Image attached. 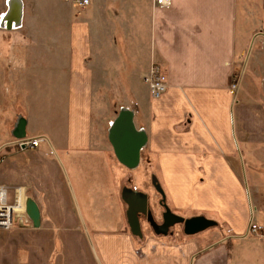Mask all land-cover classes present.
<instances>
[{"label": "crops", "instance_id": "1", "mask_svg": "<svg viewBox=\"0 0 264 264\" xmlns=\"http://www.w3.org/2000/svg\"><path fill=\"white\" fill-rule=\"evenodd\" d=\"M20 1L22 22L31 6L26 21L41 26L12 36L34 61L27 72L63 69L69 95L64 125L53 123L38 148L16 149L0 163V187L27 188L40 213L37 229L30 221L14 227L28 235L13 239L8 256L21 264H264V0H171L168 8L154 0H88L83 8ZM2 57L0 72L14 73ZM153 65L166 78L157 100L143 81ZM119 89L127 102L116 111L101 91ZM122 108L146 136L134 169L119 163L108 139ZM108 112L103 132L95 120ZM20 119L30 138L19 114L10 145ZM144 171L173 214L217 226L156 235L140 216L141 237L132 235L124 188L146 195L156 222L163 212L153 187V194L139 187ZM250 225L260 229L252 233Z\"/></svg>", "mask_w": 264, "mask_h": 264}, {"label": "rangeland", "instance_id": "2", "mask_svg": "<svg viewBox=\"0 0 264 264\" xmlns=\"http://www.w3.org/2000/svg\"><path fill=\"white\" fill-rule=\"evenodd\" d=\"M3 11V2L0 0V14L3 13ZM25 13V20H23L20 28L7 31L0 30V57L2 53L3 61H6L3 62V64L11 66L10 68L12 69L8 68L7 70L15 71L14 73L0 72V149L4 146H10L9 150L4 148L1 149V158H4V156L6 157V155L8 157L9 153L10 156L17 155L16 149L18 148H15L14 144L10 145L13 143L10 129L19 114H24L29 120L28 137L41 136L43 135L42 131L44 129H53V123L64 125V108L69 95V87H66L68 77L63 69H60V71H53L44 65L27 72L28 69L33 67L34 61L27 56L28 53L23 46L24 43H19L18 41L13 42L12 36L18 35L20 39L23 37L25 38L28 32H38V30L40 32L41 26H30L27 22L28 20L26 21L27 16L31 17L32 13L34 14L31 6L26 9ZM36 16H41V10L37 11ZM13 55L16 56L13 57ZM17 59L19 60V64L15 63ZM37 61L38 60H35V62ZM0 63H2L1 58ZM38 63L40 64V62ZM63 63L64 60L61 58L59 64L60 68L63 67ZM21 67L23 69H20ZM52 69H56V67ZM21 73L24 74L22 75ZM138 92L143 98L146 95L143 89L138 90ZM101 94L104 98L106 97L108 101H114L110 109L113 108L116 111L127 102V93L121 89L113 91L104 90L101 91ZM63 115L64 117L62 118ZM112 116L113 115L108 112L106 117L97 118L95 120L97 128L100 130L103 129L104 132L107 119L112 118ZM46 145H48L47 142L42 144L40 150L42 147H47ZM17 160H20V158L14 159V161ZM5 164L10 166L9 160H7ZM148 172L149 171H144V178L139 184V187L153 194L151 181L154 175L150 176ZM4 179L5 177L0 174V182H5ZM9 198L11 199V196ZM27 225L28 223L23 220L17 221L12 229L8 231L0 229V264L22 263L21 261L18 262V258L11 259L7 253L8 247L13 242V239L15 240L17 237L21 236L26 239L28 235L26 230H14V227L19 226L25 228ZM181 228L180 225H177L174 226L173 230L176 229L179 231ZM18 256L20 259L21 256Z\"/></svg>", "mask_w": 264, "mask_h": 264}, {"label": "water", "instance_id": "3", "mask_svg": "<svg viewBox=\"0 0 264 264\" xmlns=\"http://www.w3.org/2000/svg\"><path fill=\"white\" fill-rule=\"evenodd\" d=\"M7 27L9 30L11 29L9 22ZM24 126L25 122L20 119L13 133L16 141L25 138ZM108 139L119 163L128 169L136 168L139 163L140 153L146 144V136L143 131L135 128L132 111L125 108L120 109L117 117L110 125ZM151 184L155 192L161 197L160 206L163 212L160 225L155 222L151 211L147 207L146 195L135 193L127 188L122 190L121 197L127 205V222L132 235L141 237L140 216L146 218L147 224L150 228H153L156 235H167L169 229L177 225L182 227V231L186 236H193L217 226L215 221L204 216L183 218L173 214L165 203L163 189L155 176L152 177ZM140 198L144 200L145 206L137 204ZM25 212L32 227L37 229L40 225L39 209L36 203L29 198L25 201Z\"/></svg>", "mask_w": 264, "mask_h": 264}, {"label": "built area", "instance_id": "4", "mask_svg": "<svg viewBox=\"0 0 264 264\" xmlns=\"http://www.w3.org/2000/svg\"><path fill=\"white\" fill-rule=\"evenodd\" d=\"M66 2H71L76 4L78 7H85L88 4V0H65ZM8 2L9 0H5L4 5L6 7L5 13L0 14V30L7 31L9 30L7 25V20L3 25H1L2 16L8 12ZM155 5L159 8H168L171 5V0H154ZM22 26V20L20 18L19 26L16 29ZM12 27L10 30H16ZM144 83L147 85L150 96L157 100L161 98L162 94L166 89V78L164 74L160 71V69L156 66H152L148 72V74L143 78ZM237 79H234L230 85L231 92H235L237 90ZM44 141L42 137L38 138H24L21 140H17L14 143V146L19 150L26 149H36L39 145ZM6 148L5 146L3 147ZM1 148V149H3ZM0 149V151H1ZM3 158L0 156V163ZM9 191L13 192L12 199L9 198ZM27 192V188L19 187V188H7L0 187V229L8 231L12 229V227L17 223V221H23L29 223V219L26 216L25 212V201ZM260 228L255 225H250L249 231L255 233Z\"/></svg>", "mask_w": 264, "mask_h": 264}, {"label": "bare ground", "instance_id": "5", "mask_svg": "<svg viewBox=\"0 0 264 264\" xmlns=\"http://www.w3.org/2000/svg\"><path fill=\"white\" fill-rule=\"evenodd\" d=\"M20 6H21L20 0H9L8 12L2 16L1 25H3L7 20V22H9L10 25H12L14 29H16L20 23V17H21Z\"/></svg>", "mask_w": 264, "mask_h": 264}, {"label": "flooded vegetation", "instance_id": "6", "mask_svg": "<svg viewBox=\"0 0 264 264\" xmlns=\"http://www.w3.org/2000/svg\"><path fill=\"white\" fill-rule=\"evenodd\" d=\"M137 204H139V203H137ZM139 206H140V205H139ZM155 222H156V221H155ZM161 222H162V221L159 220V222H156V223H157L158 225H160ZM173 228H174V227H172V228L169 229L168 234H172V230H173ZM150 229L154 232L153 228H150ZM168 234H167V235H168Z\"/></svg>", "mask_w": 264, "mask_h": 264}]
</instances>
